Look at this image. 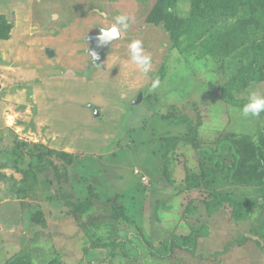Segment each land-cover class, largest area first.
Instances as JSON below:
<instances>
[{
  "label": "rangeland",
  "instance_id": "374dc122",
  "mask_svg": "<svg viewBox=\"0 0 264 264\" xmlns=\"http://www.w3.org/2000/svg\"><path fill=\"white\" fill-rule=\"evenodd\" d=\"M112 6L0 0V264H264V207L237 223L230 204L243 216L264 196V113L242 117L220 90L252 69L264 0H118L138 32L87 74ZM253 91L264 75L233 93ZM203 225L193 253L153 256L139 238L163 250Z\"/></svg>",
  "mask_w": 264,
  "mask_h": 264
},
{
  "label": "trees",
  "instance_id": "16d2710c",
  "mask_svg": "<svg viewBox=\"0 0 264 264\" xmlns=\"http://www.w3.org/2000/svg\"><path fill=\"white\" fill-rule=\"evenodd\" d=\"M113 1V11H110V15H113L114 13L116 14H123V12L119 11L117 8L118 0H112ZM133 28V27H132ZM138 31H134L131 28H128L126 31H124L125 34H127L130 37L135 36V34ZM109 44H104L101 45L100 42L94 46L90 53L95 52L98 56V59L92 60L91 66L84 70L83 72H87V74H91L90 71H94L97 68V65L100 63L102 56L104 55L105 50L108 48ZM253 50L255 53V60L252 64V69L251 71H246V70H241L238 72V74L235 76V78L228 84L222 85L220 87L221 90V99L225 103L229 104H236L243 106L245 103H247L248 99H239L235 97V94L233 92H241L247 89L249 86H252L254 84L259 83L264 75V36L257 39L254 42L253 45ZM213 196L215 198H221V195L218 192L213 191ZM227 202V201H226ZM224 203L225 201H221L217 205H213L211 203H205L206 205V210L209 215H213L216 212L220 211L222 208H224ZM232 206V213L231 216L232 218L237 222L240 223L242 221L248 220L251 217L252 212L258 208V207H264V196L258 200L253 201L249 207L246 215L243 216H238L237 215V209L236 205L234 203H230ZM73 207L75 208L76 211L80 213H84L88 210L89 204L87 202L83 203H75L73 204ZM197 211V207L193 205L191 202V208H189L186 212V216L188 215H193ZM192 231L191 233L184 237V238H179L175 235H172L168 238L167 243L164 246L163 250L156 249L153 247L150 243H148L142 235H139V238L142 239L145 247L149 250V252L153 256L161 257V258H167L169 257L173 250L175 248H180V249H185L189 251L190 253H193L197 246L200 238L208 237L211 233V229L208 225H203L200 227L197 226H192ZM122 244V247L124 249L125 254H129L126 252V248L123 242L116 243L113 245L111 250H116V246Z\"/></svg>",
  "mask_w": 264,
  "mask_h": 264
},
{
  "label": "clouds",
  "instance_id": "9594fccd",
  "mask_svg": "<svg viewBox=\"0 0 264 264\" xmlns=\"http://www.w3.org/2000/svg\"><path fill=\"white\" fill-rule=\"evenodd\" d=\"M97 14L101 18H107L105 11L97 9ZM50 19L52 21H58L60 16L56 12L50 13ZM130 27V17L126 14L116 15L112 22L107 26H98L99 35L98 40L101 45L110 44L113 41L118 40L122 33ZM113 44V43H112ZM130 51V59L135 63L143 72H149L151 69V57L145 54L142 42L140 40H133L128 45ZM92 60L98 59L95 52L91 54ZM159 81H154L150 90H155ZM239 114L244 117H259L264 113V95H260L253 91L249 93L248 101L241 108L238 109Z\"/></svg>",
  "mask_w": 264,
  "mask_h": 264
}]
</instances>
